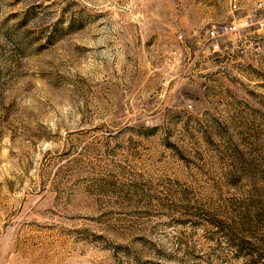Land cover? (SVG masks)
<instances>
[{"label":"rangeland","instance_id":"374dc122","mask_svg":"<svg viewBox=\"0 0 264 264\" xmlns=\"http://www.w3.org/2000/svg\"><path fill=\"white\" fill-rule=\"evenodd\" d=\"M0 264H264V0H0Z\"/></svg>","mask_w":264,"mask_h":264},{"label":"built area","instance_id":"2783aa9c","mask_svg":"<svg viewBox=\"0 0 264 264\" xmlns=\"http://www.w3.org/2000/svg\"><path fill=\"white\" fill-rule=\"evenodd\" d=\"M231 9H236V4L233 2L230 5ZM249 24L246 17L239 18L237 20H230L227 22H221L213 26L207 32V39L213 41L211 44L213 51H219V45L216 42L220 38H230L232 40L231 50H235L238 54H244L245 48L240 45L241 38L244 37L243 31L248 28ZM177 39H181V34L176 35Z\"/></svg>","mask_w":264,"mask_h":264}]
</instances>
